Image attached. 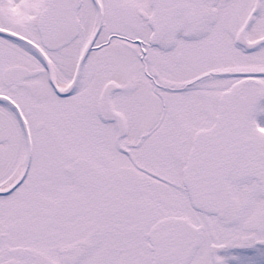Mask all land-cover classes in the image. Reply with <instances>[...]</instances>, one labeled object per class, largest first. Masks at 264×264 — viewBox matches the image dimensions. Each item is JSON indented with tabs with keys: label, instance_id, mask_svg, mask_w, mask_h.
Returning <instances> with one entry per match:
<instances>
[{
	"label": "snow or ice",
	"instance_id": "1",
	"mask_svg": "<svg viewBox=\"0 0 264 264\" xmlns=\"http://www.w3.org/2000/svg\"><path fill=\"white\" fill-rule=\"evenodd\" d=\"M0 264H264V0H0Z\"/></svg>",
	"mask_w": 264,
	"mask_h": 264
}]
</instances>
